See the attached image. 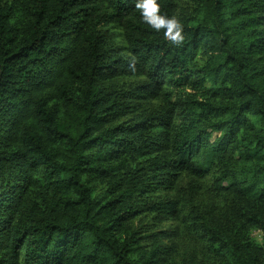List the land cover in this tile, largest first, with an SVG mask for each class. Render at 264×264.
Returning <instances> with one entry per match:
<instances>
[{"label":"trees","instance_id":"obj_1","mask_svg":"<svg viewBox=\"0 0 264 264\" xmlns=\"http://www.w3.org/2000/svg\"><path fill=\"white\" fill-rule=\"evenodd\" d=\"M185 1L0 0V264H264V0Z\"/></svg>","mask_w":264,"mask_h":264},{"label":"rangeland","instance_id":"obj_2","mask_svg":"<svg viewBox=\"0 0 264 264\" xmlns=\"http://www.w3.org/2000/svg\"><path fill=\"white\" fill-rule=\"evenodd\" d=\"M181 5L182 6H185V8L189 7V10L191 9V7L189 6L190 4H187V2L185 0H181ZM114 32H113V31ZM111 32L113 33V41L118 45V46H123V40L121 38V36L119 35L118 33V30L116 31L115 29H112ZM142 79L140 78H126V79H115V80H112L110 82H105L102 84V87L103 88H106V89H121L123 84H129L130 82L132 84H136L138 82H140ZM198 184L200 185V190H199V193L200 196H207V191H208V187L212 184V181H213V175H210L206 178H203V179H198ZM179 187H180V191L178 189V193L184 189H188L190 187V178L188 176H184L181 181H180V184H179ZM146 220V219H145ZM143 220V221H145ZM147 221V220H146ZM177 223L176 222H167V223H163L159 226V228H172L174 226H176ZM253 236L255 238H257L258 240H261V236H262V232L260 230H255L253 232ZM193 243H191V241L189 240H186L185 242H183V247H184V250H192V248L194 247L192 245Z\"/></svg>","mask_w":264,"mask_h":264}]
</instances>
